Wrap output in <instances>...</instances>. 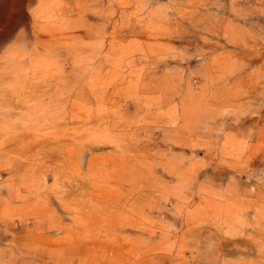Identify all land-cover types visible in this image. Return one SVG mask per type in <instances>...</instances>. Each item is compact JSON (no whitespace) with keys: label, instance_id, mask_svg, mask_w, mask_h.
<instances>
[{"label":"rangeland","instance_id":"1","mask_svg":"<svg viewBox=\"0 0 264 264\" xmlns=\"http://www.w3.org/2000/svg\"><path fill=\"white\" fill-rule=\"evenodd\" d=\"M0 264H264V0H0Z\"/></svg>","mask_w":264,"mask_h":264}]
</instances>
